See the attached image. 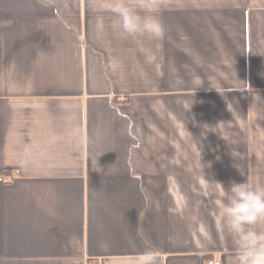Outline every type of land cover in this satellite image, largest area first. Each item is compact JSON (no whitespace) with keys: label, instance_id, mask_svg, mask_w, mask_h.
Returning <instances> with one entry per match:
<instances>
[{"label":"crops","instance_id":"crops-1","mask_svg":"<svg viewBox=\"0 0 264 264\" xmlns=\"http://www.w3.org/2000/svg\"><path fill=\"white\" fill-rule=\"evenodd\" d=\"M93 3L0 0V264H131L145 238L160 264H235L212 182L264 189V148L213 141L220 94L264 92V0H164L143 43Z\"/></svg>","mask_w":264,"mask_h":264},{"label":"clouds","instance_id":"clouds-1","mask_svg":"<svg viewBox=\"0 0 264 264\" xmlns=\"http://www.w3.org/2000/svg\"><path fill=\"white\" fill-rule=\"evenodd\" d=\"M164 0H94L93 10L109 12L115 17L112 27L123 38L143 43L159 41L164 36L160 12ZM95 29L103 32L105 17L95 16ZM151 53L150 48H146ZM231 155H241L232 150ZM217 187L218 203L227 230L234 237L235 264H264V231L256 225L264 221V189H255L246 182H231L226 189L222 182H212ZM145 250L131 264H160L158 252L145 238Z\"/></svg>","mask_w":264,"mask_h":264},{"label":"rangeland","instance_id":"rangeland-1","mask_svg":"<svg viewBox=\"0 0 264 264\" xmlns=\"http://www.w3.org/2000/svg\"><path fill=\"white\" fill-rule=\"evenodd\" d=\"M221 70H219L220 72ZM228 77L225 76V79ZM229 96H226V94H220L222 98H224V101H228L226 97H230V107H228V115H226L224 118H219L218 121L220 122L219 126L220 129L217 133L218 138L217 141H213L214 147H230L234 149H242L246 146H250L251 148L256 147H262L264 148V106L263 107H256V106H250V101H260L259 94H264V92L259 93H253L251 91L249 92H226ZM245 93H252L250 95H247L249 99L245 104H249L248 106H243L244 102L242 101L241 97H245ZM263 103H264V97ZM221 115V114H219ZM225 115V114H224ZM215 119V118H214ZM256 124L259 125V129H256ZM251 127V129H250ZM198 132V131H197ZM245 133V134H244ZM187 134L189 132L187 131ZM199 135V133H198ZM196 135V136H198ZM245 135L247 139H249L248 144L245 137H242ZM193 136L188 135V137ZM196 144H201V146H204L202 144V141L199 139L194 138L193 139ZM239 162L234 158L230 157V164H238ZM244 172L237 171L235 173V177L230 173V178H233L234 181L240 183L242 182L241 179L243 178ZM258 172L256 173H250L249 179H259L258 178Z\"/></svg>","mask_w":264,"mask_h":264},{"label":"built area","instance_id":"built-area-1","mask_svg":"<svg viewBox=\"0 0 264 264\" xmlns=\"http://www.w3.org/2000/svg\"><path fill=\"white\" fill-rule=\"evenodd\" d=\"M1 177H0V181H1ZM87 264H102L101 262L99 261H93V262H89ZM205 264H221V262L219 260H216V259H207Z\"/></svg>","mask_w":264,"mask_h":264}]
</instances>
